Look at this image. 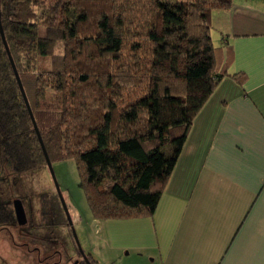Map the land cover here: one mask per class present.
I'll use <instances>...</instances> for the list:
<instances>
[{"label":"trees","instance_id":"16d2710c","mask_svg":"<svg viewBox=\"0 0 264 264\" xmlns=\"http://www.w3.org/2000/svg\"><path fill=\"white\" fill-rule=\"evenodd\" d=\"M231 4L0 0L8 50L0 34V138L9 172L47 167L8 54L51 165L74 160L92 218L152 217L194 119L228 75L230 53L213 47L208 20ZM41 206L46 226L69 228L57 194H42ZM15 221L13 206L0 205V225Z\"/></svg>","mask_w":264,"mask_h":264},{"label":"crops","instance_id":"0c3cea01","mask_svg":"<svg viewBox=\"0 0 264 264\" xmlns=\"http://www.w3.org/2000/svg\"><path fill=\"white\" fill-rule=\"evenodd\" d=\"M208 24L213 47L230 53L228 75L194 119L152 217L105 223L140 222L150 246L138 248L156 264H264V0H232ZM174 151L162 149L168 160Z\"/></svg>","mask_w":264,"mask_h":264},{"label":"rangeland","instance_id":"374dc122","mask_svg":"<svg viewBox=\"0 0 264 264\" xmlns=\"http://www.w3.org/2000/svg\"><path fill=\"white\" fill-rule=\"evenodd\" d=\"M66 18L73 22L75 15L68 12ZM52 171L54 180L47 168L11 174L0 138V205L12 207L19 201L26 216L24 225L16 221L0 225V264H75L83 260L81 252L92 253L100 264H156L151 262L152 249L138 248L144 243L150 246L140 222L109 224L92 218L74 160L53 163ZM57 191L67 207L78 244L71 228L46 226L45 218H41V195Z\"/></svg>","mask_w":264,"mask_h":264},{"label":"water","instance_id":"95a60500","mask_svg":"<svg viewBox=\"0 0 264 264\" xmlns=\"http://www.w3.org/2000/svg\"><path fill=\"white\" fill-rule=\"evenodd\" d=\"M0 34H1V38H2L3 44H4V46H5V49H6V51H8V50H7V47H6V45H5L4 38H3V34H2V30H1V26H0ZM7 54H8V52H7ZM8 57H9L10 64H11V66H12V69H13V72H14V75H15V78H16V81H17V84H18V86H19L20 92H21V94H22V96H23V100H24V102H25V105H26V108H27L28 114H29L30 119H31V122H32V124H33L34 130H35V132H36V134H37V138H38V140H39V144H40L41 150H42L43 155H44V158H45L46 167H47V169L49 170L52 179L54 180L53 171H52V165H51V163H50V161H49V159H48V156H47L46 151H45V149H44L43 143H42L41 138H40V136H39V133H38V131H37V128H36V125H35V122H34V119H33L32 113H31V110H30V108H29V105H28V103H27V100H26L25 94H24V92H23V88H22V86H21V83H20V81H19V78H18L17 72H16V70H15V67H14V65H13V62H12V60H11L9 54H8ZM57 195H58V197H59L60 203H61L62 208H63V210H64V213H65V216H66V219H67V222H68V226H69V228H71V230H72V234H73V237H74L76 243L78 244L77 239H76V236H75L74 231H73V229H72V221H71V218H70V216H69V213H68L67 207H66L64 201L62 200L61 196L59 195L58 191H57ZM12 206H13V212H14V216H15V220H16L17 224H18V225H24V224L26 223V216H25V212H24V209H23L22 204H21L19 201H17V202H15ZM81 255H82V258H83L84 262H85L86 264H89V262H88L87 259L85 258V255H84L82 252H81Z\"/></svg>","mask_w":264,"mask_h":264},{"label":"flooded vegetation","instance_id":"af4514ba","mask_svg":"<svg viewBox=\"0 0 264 264\" xmlns=\"http://www.w3.org/2000/svg\"><path fill=\"white\" fill-rule=\"evenodd\" d=\"M81 261H84V260H81ZM61 262V261H60ZM78 262H80V261H78ZM78 262H76L75 264H78ZM86 264V263H85Z\"/></svg>","mask_w":264,"mask_h":264}]
</instances>
